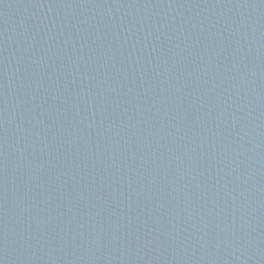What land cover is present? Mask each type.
<instances>
[{
  "label": "water",
  "instance_id": "water-1",
  "mask_svg": "<svg viewBox=\"0 0 264 264\" xmlns=\"http://www.w3.org/2000/svg\"><path fill=\"white\" fill-rule=\"evenodd\" d=\"M0 264H264V0H0Z\"/></svg>",
  "mask_w": 264,
  "mask_h": 264
}]
</instances>
